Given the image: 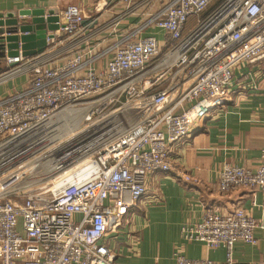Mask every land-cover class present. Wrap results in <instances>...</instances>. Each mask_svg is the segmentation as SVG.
Segmentation results:
<instances>
[{
  "label": "built area",
  "instance_id": "obj_1",
  "mask_svg": "<svg viewBox=\"0 0 264 264\" xmlns=\"http://www.w3.org/2000/svg\"><path fill=\"white\" fill-rule=\"evenodd\" d=\"M214 1L54 7L46 49L5 58L0 85H29L0 97V264H116L107 241L147 196L149 175L172 171V147L225 105L239 69L264 64V0H225L201 16ZM262 160L225 163L219 191L259 189L264 211ZM259 226L242 207L212 209L183 235L224 247L233 264L234 245L255 244ZM175 264L218 263L180 254Z\"/></svg>",
  "mask_w": 264,
  "mask_h": 264
},
{
  "label": "crops",
  "instance_id": "obj_2",
  "mask_svg": "<svg viewBox=\"0 0 264 264\" xmlns=\"http://www.w3.org/2000/svg\"><path fill=\"white\" fill-rule=\"evenodd\" d=\"M102 0H0V18L26 10H52L78 6L92 13ZM156 9V8H154ZM146 8L124 23H134ZM113 15L104 17V23ZM100 35L99 38L105 36ZM147 35L166 39L161 30ZM6 60H0V72ZM0 85V97L27 88V77ZM174 164L170 173L148 177L147 196L124 219L122 230L107 241L116 255V264H175L178 255L188 259H210L227 264L224 247L212 248L187 240L185 227L203 220L207 210L232 211L242 207L260 226L254 231L255 244L238 241L233 249V264H264L263 194L259 189L238 188L229 193L218 189L225 163L256 170L264 151V64L243 67L236 72L226 103L212 112L193 133L174 145Z\"/></svg>",
  "mask_w": 264,
  "mask_h": 264
},
{
  "label": "water",
  "instance_id": "obj_3",
  "mask_svg": "<svg viewBox=\"0 0 264 264\" xmlns=\"http://www.w3.org/2000/svg\"><path fill=\"white\" fill-rule=\"evenodd\" d=\"M54 11L26 10L14 15L0 18V60L6 57H17L20 52L24 57L42 53L48 39L52 38L48 31L58 26L53 17ZM49 17L45 20L44 15Z\"/></svg>",
  "mask_w": 264,
  "mask_h": 264
},
{
  "label": "rangeland",
  "instance_id": "obj_4",
  "mask_svg": "<svg viewBox=\"0 0 264 264\" xmlns=\"http://www.w3.org/2000/svg\"><path fill=\"white\" fill-rule=\"evenodd\" d=\"M225 0H215L212 4L209 5V7L203 11V13L201 14V16H206L208 14H210L211 12H213L221 3H223ZM189 30V29H188ZM8 70V69H7ZM19 79H22L21 77H19ZM6 84L2 85L5 87Z\"/></svg>",
  "mask_w": 264,
  "mask_h": 264
},
{
  "label": "bare ground",
  "instance_id": "obj_5",
  "mask_svg": "<svg viewBox=\"0 0 264 264\" xmlns=\"http://www.w3.org/2000/svg\"><path fill=\"white\" fill-rule=\"evenodd\" d=\"M70 125H71V126H67V128L72 129V130L75 129V126H74L75 124L70 123ZM39 161H40V160H39ZM41 162L44 163V160H41V161H40V164H41Z\"/></svg>",
  "mask_w": 264,
  "mask_h": 264
},
{
  "label": "trees",
  "instance_id": "obj_6",
  "mask_svg": "<svg viewBox=\"0 0 264 264\" xmlns=\"http://www.w3.org/2000/svg\"><path fill=\"white\" fill-rule=\"evenodd\" d=\"M191 21H193V20H191ZM171 41H170V39H169V42H168V44L170 43Z\"/></svg>",
  "mask_w": 264,
  "mask_h": 264
}]
</instances>
